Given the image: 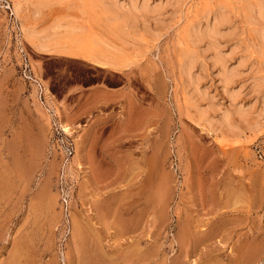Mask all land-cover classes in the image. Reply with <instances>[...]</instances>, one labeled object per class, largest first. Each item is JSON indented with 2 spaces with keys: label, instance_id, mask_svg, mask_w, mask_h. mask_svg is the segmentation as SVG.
<instances>
[{
  "label": "rangeland",
  "instance_id": "rangeland-1",
  "mask_svg": "<svg viewBox=\"0 0 264 264\" xmlns=\"http://www.w3.org/2000/svg\"><path fill=\"white\" fill-rule=\"evenodd\" d=\"M13 2L0 0V264H264V126L240 142L209 129L197 109L231 106L219 70L204 74L207 101L192 100L180 76L204 0H183L113 101L71 92L119 80L36 52ZM20 15L30 22L27 10ZM234 19L254 46L243 15ZM105 26L78 31L117 44ZM256 54L257 73L264 58ZM249 69L246 105L258 96Z\"/></svg>",
  "mask_w": 264,
  "mask_h": 264
},
{
  "label": "bare ground",
  "instance_id": "bare-ground-1",
  "mask_svg": "<svg viewBox=\"0 0 264 264\" xmlns=\"http://www.w3.org/2000/svg\"><path fill=\"white\" fill-rule=\"evenodd\" d=\"M30 1L35 2L37 0H14L13 4L10 5V9L13 16L18 20V26L23 37L26 40L33 39L32 44L38 52H63L62 48L65 49V47L68 46L69 49L66 48L67 50L65 52H74L76 55L78 53L87 56L98 55L95 59L102 57L111 60V63L117 62L121 63L123 66L134 63L133 56L121 55L119 50L122 47L120 46L121 48L119 49L117 44L107 41L106 38V40H103V38L101 40H95L94 34L82 36L81 32L78 31L81 26L75 28L77 26L74 25L73 29H69V33L56 34L55 32L54 34L53 32V35H51L44 32L43 36H38L36 32H34L35 29L32 30L28 28L20 21L21 9L26 5L25 3ZM91 1L93 2L89 8L90 10L92 9V14H88V18L98 20L97 24H99V21L105 22L104 24H106L105 27L108 31L117 37L119 41H122L126 45L129 44V46L137 45L139 43H136L137 41L147 42V44L150 41L157 42L169 27L172 26L171 23L175 19V13L181 11L184 3L183 0ZM211 1L212 0H204L205 5H203L204 7L202 6L203 8L201 9V11H203V9L204 11L202 15L200 14V19L196 21V23L194 22L195 24L193 23V25H191V34H189V38L191 37V39H193V41L191 40L192 43L195 42V49L191 50V52L188 51L189 53L186 55L185 59H183V54L182 57L180 56V76L182 78V83H185V87L187 91L189 90V95L192 100L207 101L208 89H202V80L205 77L204 74L208 73L211 68H217L219 70V79L223 85L222 90L224 94L230 98L231 106H229L227 110L222 111L220 110V105L217 106L218 108H215L216 105L214 107L213 103H210L211 105H209V107L205 106L206 108L198 107L199 109H197V112L200 115V119L204 121L205 126L213 131H218L225 138H235L238 140L236 142H240L246 136V139L252 141L258 137L264 126V59L261 60L260 64L258 62L260 66L257 73L254 69L255 64L250 65L252 56L254 57L256 51L264 58V0H255L254 3L252 1L251 3L250 0H235L237 3L236 5L228 0H218L219 6L216 8L212 7L211 3L214 2ZM216 3L218 2L216 1ZM85 7L87 9L88 6ZM197 8L199 7L197 6ZM196 10L197 9H195V11ZM236 15H243V25L240 24L244 27L243 31L249 27V31L254 33L253 36L254 38L256 37V40H253L255 41L254 46L252 45L251 47V43L249 45V42H247L248 44H243L241 41L245 38L243 37L241 39V34L237 33V25H235L234 22V17ZM92 20L90 19L89 21L92 22ZM94 23L96 24V22ZM88 26L90 27L91 25L89 24ZM183 30V27L179 29L178 35L181 37L179 39H184ZM65 31H67V29ZM236 34H239L240 38H238L239 36L236 37ZM34 38L36 40H34ZM182 42L184 41L182 40ZM138 46L140 45L138 44ZM139 51L143 52L142 50ZM260 57L259 55V58ZM247 69L254 75L256 73V76L253 77L254 79L250 78L254 81L251 89L258 95L256 100H251L249 105L240 103V97H242L245 87V82L244 80L242 81V79L248 76V72H246ZM240 80V83L243 84L238 83L236 87L234 84ZM246 82L248 81L246 80ZM43 94L42 90V97ZM210 109L214 110V116H209V112H213V110L211 111ZM62 127L65 131L70 132V127L67 124L62 123ZM79 148L80 146H77V151H79Z\"/></svg>",
  "mask_w": 264,
  "mask_h": 264
},
{
  "label": "crops",
  "instance_id": "crops-1",
  "mask_svg": "<svg viewBox=\"0 0 264 264\" xmlns=\"http://www.w3.org/2000/svg\"><path fill=\"white\" fill-rule=\"evenodd\" d=\"M92 2L93 1H91V0L90 1H88V0H43V1H38L37 0L35 2L30 1L28 3H25L26 5H24L21 9V14L23 11L27 10V12L29 14L30 22H24L22 16L20 15L21 21L28 28H30L32 30L35 29L34 32H36V34L38 36H41V35L43 36L44 32H46V34H51V35H53L52 34L53 32H54V34H55V32H56V34L69 33L70 32L69 29L70 28L73 29L74 25L77 26L75 28H79L80 26L81 27H83V26L87 27L89 24L91 26H94L95 25L94 22H96V24L98 23V20H92V18H88L89 17L88 14H90V13L92 14V9L90 10V8H89V6L91 5ZM85 6H88L87 9H89V10H87ZM91 17H92V15H91ZM90 19L92 20V22L89 21ZM86 23L87 24L89 23V24L87 25ZM100 23H105V22L99 21V24ZM66 29H67V31H65ZM34 40H36V39L34 38ZM26 41L35 50V48L32 44L33 39H27ZM136 43H138L140 46H138V44L129 46V44L126 45L122 41L117 42L119 49L121 47H122L121 49H123V50H121V49L119 50L121 55L124 54V55H128L131 57L133 56V61L135 64L132 63V64L126 65V66L125 65L123 66V65H121V63H117V62L111 63V60L104 59L102 57L95 59V58H97L98 55L97 56H95V55L87 56V55H83L81 53L80 54L78 53L76 55L74 52H73L74 54L70 53L69 51L65 52L67 49H69L68 46L65 47V49L62 48L63 52H61L59 50L61 53L58 51H52L49 53H43L42 52L41 54L50 55L52 57H59L61 59H65V60H68L71 62L83 64L84 66H87L89 68H93L96 70H104V71H106V73L117 76V78L119 80V84H118V86H116V88H114V87L113 88H105V87H103V83H96L94 85L86 86L83 88L76 87L75 89H70L71 92H76L77 94H79V96H83L87 92L96 91V92H99V98L100 99L113 101V100H115V98L120 96L121 93H123L127 89L128 85L131 81V78L134 74V70L137 67H142L145 60H146V58H144L142 55L144 52V49L142 48V46L145 44L149 45L150 43L147 44V42H143V41H137ZM123 44H124V46H123ZM133 46H135V47H133ZM135 50H138V51H135ZM139 50H142L143 52H140ZM124 51H126V52H124ZM135 54H137V55H135ZM136 56H138V57H136Z\"/></svg>",
  "mask_w": 264,
  "mask_h": 264
},
{
  "label": "built area",
  "instance_id": "built-area-1",
  "mask_svg": "<svg viewBox=\"0 0 264 264\" xmlns=\"http://www.w3.org/2000/svg\"><path fill=\"white\" fill-rule=\"evenodd\" d=\"M73 149H74V147L71 144H69L68 147H67V154L68 155H72L73 152H74ZM66 204H69V200L68 199H64V205L66 206Z\"/></svg>",
  "mask_w": 264,
  "mask_h": 264
}]
</instances>
